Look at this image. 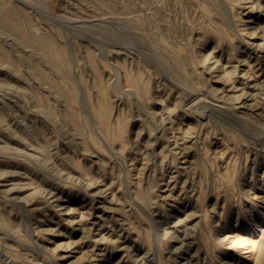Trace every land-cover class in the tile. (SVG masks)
<instances>
[{
  "label": "rangeland",
  "instance_id": "374dc122",
  "mask_svg": "<svg viewBox=\"0 0 264 264\" xmlns=\"http://www.w3.org/2000/svg\"><path fill=\"white\" fill-rule=\"evenodd\" d=\"M0 264H264V0H0Z\"/></svg>",
  "mask_w": 264,
  "mask_h": 264
},
{
  "label": "bare ground",
  "instance_id": "6f19581e",
  "mask_svg": "<svg viewBox=\"0 0 264 264\" xmlns=\"http://www.w3.org/2000/svg\"><path fill=\"white\" fill-rule=\"evenodd\" d=\"M158 1H159V0H158ZM160 2H161V1H160ZM161 5H162V3H161ZM5 8H6V7H5ZM45 12H46V11H45ZM45 12L43 11L42 13L44 14ZM158 12H159V11H158ZM158 12H157V13H158ZM1 20H3V19H1ZM139 21H140V20H139ZM140 22H141V21H140ZM136 23H137V22H136ZM168 27H169V26H167V28H168ZM24 33H26V35H28L26 31H25ZM42 42L44 43L45 41H42ZM54 49H55V48H54ZM179 57H180V56H179ZM175 60H176V58H175ZM101 113H103V112H101ZM105 116H106V115H105ZM105 116H104V117H105ZM239 116H240V115H239ZM242 118H243V116H242ZM245 118H247V117H245ZM243 119H244V118H243ZM238 120H240V119H238ZM246 120H248V119H246ZM246 120H245V121H246ZM241 122H242V121H241ZM246 122H247V121H246ZM244 123H245V122H244ZM249 124H250V123H249Z\"/></svg>",
  "mask_w": 264,
  "mask_h": 264
}]
</instances>
